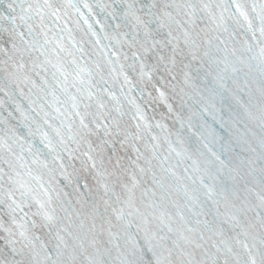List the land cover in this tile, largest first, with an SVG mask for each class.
<instances>
[{
	"label": "snow or ice",
	"instance_id": "6c2138e0",
	"mask_svg": "<svg viewBox=\"0 0 264 264\" xmlns=\"http://www.w3.org/2000/svg\"><path fill=\"white\" fill-rule=\"evenodd\" d=\"M0 264H264V0H0Z\"/></svg>",
	"mask_w": 264,
	"mask_h": 264
}]
</instances>
